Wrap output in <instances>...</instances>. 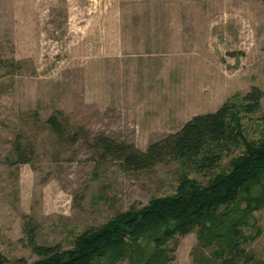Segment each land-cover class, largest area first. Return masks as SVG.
Masks as SVG:
<instances>
[{
    "label": "rangeland",
    "instance_id": "obj_1",
    "mask_svg": "<svg viewBox=\"0 0 264 264\" xmlns=\"http://www.w3.org/2000/svg\"><path fill=\"white\" fill-rule=\"evenodd\" d=\"M252 87L263 99L249 139L264 123V0H0L1 254L31 263V242L68 249L171 195L177 163L133 170L98 142L146 151ZM57 111L74 143L47 127ZM254 215L262 231L247 250L264 260V209ZM178 242L170 264H193L196 234Z\"/></svg>",
    "mask_w": 264,
    "mask_h": 264
},
{
    "label": "trees",
    "instance_id": "obj_2",
    "mask_svg": "<svg viewBox=\"0 0 264 264\" xmlns=\"http://www.w3.org/2000/svg\"><path fill=\"white\" fill-rule=\"evenodd\" d=\"M262 97V90L252 87L215 113L193 116L146 151L100 140L97 146L133 170L177 163L181 174L175 192L83 231L68 249L31 242L35 261H10L0 252V264H170L178 239L192 233L197 241L189 251L193 264H264L247 250L262 231L254 213L264 209V123L251 139L245 128V121L260 112ZM66 121L57 111L45 123L59 143H74ZM192 173L205 181L191 178Z\"/></svg>",
    "mask_w": 264,
    "mask_h": 264
}]
</instances>
